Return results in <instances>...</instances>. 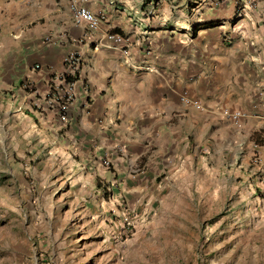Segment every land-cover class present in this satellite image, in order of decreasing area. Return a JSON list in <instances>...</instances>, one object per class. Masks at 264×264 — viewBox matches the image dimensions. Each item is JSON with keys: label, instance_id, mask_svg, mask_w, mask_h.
<instances>
[{"label": "crops", "instance_id": "crops-1", "mask_svg": "<svg viewBox=\"0 0 264 264\" xmlns=\"http://www.w3.org/2000/svg\"><path fill=\"white\" fill-rule=\"evenodd\" d=\"M72 7L100 17L97 29L76 25ZM141 9L142 0H0V115L8 130L40 122L89 165L110 156L115 172L102 170L114 200L132 204L162 200L161 170L184 181L193 154L221 157L249 141L246 155L256 153L259 166L248 172V187L263 193L264 46L229 47L221 38L197 46L163 23L133 17ZM70 54L81 64L67 80L74 100L61 117L43 101L66 88L56 77Z\"/></svg>", "mask_w": 264, "mask_h": 264}, {"label": "rangeland", "instance_id": "rangeland-1", "mask_svg": "<svg viewBox=\"0 0 264 264\" xmlns=\"http://www.w3.org/2000/svg\"><path fill=\"white\" fill-rule=\"evenodd\" d=\"M135 16L197 46H264V0H142ZM36 123L12 132L0 115V264H264V192L250 194L259 158L246 155L249 141L221 157L193 154L184 181L161 170L162 200L132 204L114 200L110 156L89 165Z\"/></svg>", "mask_w": 264, "mask_h": 264}, {"label": "built area", "instance_id": "built-area-1", "mask_svg": "<svg viewBox=\"0 0 264 264\" xmlns=\"http://www.w3.org/2000/svg\"><path fill=\"white\" fill-rule=\"evenodd\" d=\"M74 22L76 25L83 26L87 31H95L101 20L100 17L91 13L88 9L83 7H72ZM114 43L124 45V41L117 35L109 37ZM81 60L78 55L70 54L64 59L65 71L62 75L57 76L56 79L66 85V88L61 90L57 89L49 93L44 99L43 104L47 109H56L61 117L66 116L74 100L72 85L67 83V80L74 78ZM239 115L232 116L231 118L237 119Z\"/></svg>", "mask_w": 264, "mask_h": 264}]
</instances>
